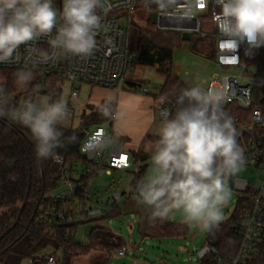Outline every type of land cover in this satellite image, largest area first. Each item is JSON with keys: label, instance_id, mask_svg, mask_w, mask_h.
I'll list each match as a JSON object with an SVG mask.
<instances>
[{"label": "clouds", "instance_id": "obj_1", "mask_svg": "<svg viewBox=\"0 0 264 264\" xmlns=\"http://www.w3.org/2000/svg\"><path fill=\"white\" fill-rule=\"evenodd\" d=\"M168 13L177 0H142ZM220 11L216 27L222 50L245 54L264 46V0H215ZM108 0H0V63H10L21 45L45 40L48 47H32V67L16 72L15 85L26 89L40 64L68 56L88 57L96 47L101 27L99 11ZM238 59V56L235 55ZM226 92L199 83L182 88L175 97V112L162 121L152 148L151 168L135 185L137 201L150 210V219L165 220L179 212L184 222L202 232H212L224 220L223 207L233 195L229 179L245 164L237 142L234 120L224 109ZM110 115L107 107L102 108ZM27 128L37 159H57L63 147L62 126L69 118L64 95L25 99L18 105L0 82V119Z\"/></svg>", "mask_w": 264, "mask_h": 264}, {"label": "built area", "instance_id": "obj_2", "mask_svg": "<svg viewBox=\"0 0 264 264\" xmlns=\"http://www.w3.org/2000/svg\"><path fill=\"white\" fill-rule=\"evenodd\" d=\"M110 7L106 12L99 11L101 27L96 32V47L88 57L68 56L56 62L40 64L34 72L44 79L56 76L72 84L71 95L79 96L76 85H89L99 88L122 90L127 73L137 60V51L130 49V27L133 24L132 11L143 5L142 0H108ZM63 0H53L55 8L62 9ZM220 9L215 0H177V4L168 13L161 12L156 5L150 6L151 21L156 13V23L160 30L178 31L197 35L200 39L211 40L215 45L216 62L228 71L220 77H214L208 87L220 89L227 94L224 109L231 106L239 108L247 114L243 120L234 116V126L237 130V142L243 146L245 163L264 170V78L251 74L249 64L251 55L245 54V45H241L237 53L222 50L216 27V17ZM126 24L128 27H126ZM47 48L45 40L21 45L15 53V59L10 63H0L2 68L32 67L30 60L31 48ZM264 50V46L254 50ZM238 56V59L235 57ZM240 70V71H238ZM246 80V83H244ZM140 92L149 94V90L142 85L137 87ZM170 114V108L163 105L159 109L162 120ZM249 124H241L240 121ZM81 153L96 167L97 175L93 181L104 174H111L112 169H127L132 166L130 154L122 147L109 146V133L104 125L94 127L82 142ZM59 166H65L64 157L58 155L54 160ZM92 167L82 169L80 173L87 175ZM63 177L61 188L55 193V199L63 206H49L44 210L45 216L58 222L69 221L81 223L82 220L103 217L105 214L120 206V203L135 198V193L114 192L106 204L92 205L87 199H79L81 189L77 182L81 174ZM91 182V183H92ZM91 185V184H90ZM3 182L0 176V192ZM90 188V187H89ZM87 192L89 191L86 190ZM234 192L239 195L242 219L239 227L241 244L238 251L229 258L217 255L210 264H248L256 258L264 259V183L252 185L247 179L235 178ZM138 202V201H137ZM74 205H77L74 207ZM67 239H74L69 235ZM215 249L206 244L197 251V256L203 260ZM119 256L127 255L124 246L118 250ZM192 259V256H190ZM0 264H5L0 259ZM31 264H63L61 253H39Z\"/></svg>", "mask_w": 264, "mask_h": 264}, {"label": "trees", "instance_id": "obj_3", "mask_svg": "<svg viewBox=\"0 0 264 264\" xmlns=\"http://www.w3.org/2000/svg\"><path fill=\"white\" fill-rule=\"evenodd\" d=\"M137 60L146 65H156L157 70L166 75V80L158 94L154 95L156 102L164 100V105L170 108V113L175 112V97L179 90L191 87L185 80L172 74L173 53L182 44V35L178 31H168L158 29L150 20L148 24L139 29L138 33ZM135 61V62H136ZM249 64L257 68L258 76L264 78V50H258L250 56ZM21 68L0 67V82L6 85L7 91L13 98V103L18 105L25 99H35L38 95H51L53 99L63 94L65 81L56 76H49L45 79L34 72V79L26 89H20L15 85V74ZM131 85L135 88L141 86ZM102 107L94 108L89 105L88 110L82 115L81 125L78 129L62 127L64 132L63 147L57 148L58 155L64 157L65 166H59L54 159L40 160L35 155V145L31 138L30 131L10 120L0 119V176L3 188L0 192V236L8 231L19 218L18 223L9 230L6 236L0 240V259L15 250L20 242L26 241L29 246H40L46 241L56 243L57 250H60L63 257V264H69L73 256L85 255L90 250H115L124 247L122 238L103 226H97L90 232L88 243H78L72 237V231L77 224L58 222L48 219L44 210L49 206L62 205L55 199V193L61 188L63 177L68 174L74 177L75 170L78 173L82 169L92 167V171L87 175H82L77 179L80 185L78 192L79 199H88L90 184L97 175V169L81 153L80 147L89 132L96 126L107 124L112 125L115 119L114 107H107L110 115L105 116ZM225 111L232 117L238 116L242 120L247 116L245 112L235 106L226 108ZM240 121L241 124L248 125V122ZM21 138L25 139L30 157V165ZM158 139V135L148 133L143 141H150L153 144ZM143 145L133 153L132 159L142 162L139 170L133 172L130 193L134 194L135 185L142 179L148 167V160L151 153L146 152ZM243 149V146L239 144ZM132 160V165H133ZM30 187V188H29ZM29 197L24 210L21 207L27 196ZM42 197V198H41ZM41 198V199H40ZM77 205H74L76 207ZM241 201L238 203L231 216L220 223L218 228L212 232H207L206 244L215 249L207 258L201 260V264H210L217 255L229 258L234 255L241 244L239 227L242 219L240 209ZM4 210L3 213L1 211ZM120 206L114 208L103 218H109L120 214ZM171 216V215H170ZM170 216L165 220H151L147 222V237L152 238H175L187 237L190 226L181 222H173ZM141 229V223H140ZM141 235V232H140ZM36 253L38 252L35 251ZM248 264H264V259L256 258Z\"/></svg>", "mask_w": 264, "mask_h": 264}, {"label": "rangeland", "instance_id": "obj_4", "mask_svg": "<svg viewBox=\"0 0 264 264\" xmlns=\"http://www.w3.org/2000/svg\"><path fill=\"white\" fill-rule=\"evenodd\" d=\"M132 19L138 24L130 27V49L137 51L138 33L141 27L148 24L151 19L150 7L146 8L139 4L131 13ZM126 27L127 24H126ZM156 65H146L136 61L132 69L127 73L126 80L119 92L124 95H132L134 102L131 105L133 115L136 117V124L129 127L135 131L141 129L140 119L144 116V111L153 112L155 124L152 128V134L158 135L162 119L159 116V107L163 106L165 101L156 102L154 95L158 94L166 80V75L157 70ZM240 71V70H238ZM251 74H257V68L249 69ZM228 71L216 62L215 45L211 40L200 39L196 34L191 40H183L179 48L173 53L172 74L185 80L190 86L199 83L208 85L214 77H220L227 74ZM132 84L142 85L148 88L149 94L142 93ZM246 83V80H244ZM79 89V96L71 95L72 84L65 82L63 94L68 100L69 118L62 127L78 129L81 125L82 115L88 110L89 105L94 108L114 107L115 119L118 111V102L121 101L115 95V100L108 101L109 96L115 94V89L99 88L89 85H76ZM115 91V92H114ZM44 95H38L34 100ZM139 98H142L139 100ZM155 107H158V114L155 113ZM114 119V121H115ZM114 124V123H113ZM143 124V123H142ZM106 128L109 133V146L124 144L126 137L115 129L114 126L107 124ZM153 143L147 141L143 148L146 152L152 154ZM146 173L151 168V157L148 160ZM142 165L139 160H133V166L127 170H113L111 175L104 174L93 181L89 188L87 203L92 205L106 204L114 192L130 193L133 172H137ZM78 176L75 170L74 177ZM235 178L247 179L252 185L259 186L264 183V170L253 165L244 164L241 170L229 179V187L232 190L230 202L223 207L224 220H227L233 213L239 195L234 192ZM124 203H120L122 212L109 218H103L88 223L77 224L72 235L78 243L86 244L89 241L90 232L97 226H103L112 230L115 235L123 239V244L127 248L126 256H119L118 249L108 250H90L85 255L73 256L69 264H201V259L196 255L197 251L206 245L207 232H202L194 226H190L187 237L175 238H142L140 235V217L136 214H125L123 212ZM143 206V205H142ZM145 207V206H143ZM146 208V207H145ZM4 210L1 211L3 213ZM171 221L185 223L181 213L176 212L170 216ZM222 221V222H223ZM187 224V223H185ZM56 243L46 241L40 246H29L26 241L20 242L14 251L4 257L5 264H31L37 254L44 252H57ZM38 252L36 253L35 251ZM62 254V253H61ZM192 256V259H190Z\"/></svg>", "mask_w": 264, "mask_h": 264}, {"label": "crops", "instance_id": "obj_5", "mask_svg": "<svg viewBox=\"0 0 264 264\" xmlns=\"http://www.w3.org/2000/svg\"><path fill=\"white\" fill-rule=\"evenodd\" d=\"M119 92L120 91H116L115 94L113 93L111 96H109L108 101L115 100V95L118 99H120L122 94H120ZM134 98L135 97H133L132 95H127V94L122 95L121 97L122 100L120 99L121 101L118 102V111H117L116 119L113 124L115 129L118 130L122 134L123 137H126L124 144L118 145V146L122 147L124 151L128 152L131 158H132L133 153L137 151L143 145V141L146 138L147 134L152 133V128H153V125L155 124L154 117L152 115L153 112L144 111L143 112L144 116H141L140 119H137L139 121H142L140 122L141 129L135 131L134 128L132 130L129 127L130 124L134 126L137 123L136 117L133 115V110L130 109L131 105L134 102L133 101ZM140 99L141 101L143 100L142 98H139V100ZM91 105H95V104H91ZM95 106H98V105H95ZM154 110H155L154 114L156 113L158 114V107H155ZM130 168H127V169H130ZM127 169H112L111 174L113 170H127ZM111 174H108V175H111Z\"/></svg>", "mask_w": 264, "mask_h": 264}, {"label": "water", "instance_id": "obj_6", "mask_svg": "<svg viewBox=\"0 0 264 264\" xmlns=\"http://www.w3.org/2000/svg\"><path fill=\"white\" fill-rule=\"evenodd\" d=\"M156 21H157L156 20V13H153V15H152V23L155 24ZM133 24L134 25H138L135 21H133ZM191 38H192L191 33H184L182 35V39L183 40L189 41V40H191ZM21 140H22V143L24 145L25 151L27 153V158H28L29 165H30V157H29V154H28L27 144H26L24 138H21ZM28 197H29V190H28L27 196H26V198L24 200V203H23V205L21 207V212L24 210V208H25V206L27 204ZM123 212L125 214H136V215H138L140 217L141 237L142 238L147 237V235H148V233H147V222H148V218L150 217V210H148L147 208L143 207L139 202H137V201H135L133 199H130V200H128V201H126L124 203ZM100 219H103V217H94V218H91V219L82 220L81 223L84 224V223H88V222H92V221L100 220ZM18 221H19V218L15 221L14 225L10 229H12L18 223ZM9 230L6 231L3 235L0 236V240H2L6 236V234L9 232Z\"/></svg>", "mask_w": 264, "mask_h": 264}]
</instances>
